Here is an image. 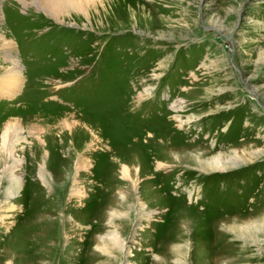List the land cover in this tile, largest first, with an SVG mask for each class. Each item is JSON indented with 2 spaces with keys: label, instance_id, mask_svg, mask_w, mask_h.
Here are the masks:
<instances>
[{
  "label": "rangeland",
  "instance_id": "1",
  "mask_svg": "<svg viewBox=\"0 0 264 264\" xmlns=\"http://www.w3.org/2000/svg\"><path fill=\"white\" fill-rule=\"evenodd\" d=\"M0 10V264H264V0Z\"/></svg>",
  "mask_w": 264,
  "mask_h": 264
},
{
  "label": "bare ground",
  "instance_id": "2",
  "mask_svg": "<svg viewBox=\"0 0 264 264\" xmlns=\"http://www.w3.org/2000/svg\"><path fill=\"white\" fill-rule=\"evenodd\" d=\"M94 1L97 0H18V2H20L22 5H26V4H31L34 6H37L39 8H42L43 10H45L46 12H48V14H51L54 18L56 19H61V15L64 14L63 12L67 11L68 9H72V10H82L81 12H83V14L85 15V13H87V9L89 7V5L91 3H93ZM99 2H102V0H98ZM94 5V4H92ZM1 11V10H0ZM69 11H67L68 13ZM73 12V11H72ZM80 12V13H81ZM65 12V14H67ZM82 14V15H83ZM62 20V19H61ZM0 43L2 44L0 46V49L2 50V53H4L6 56V60H9V64L8 66L5 67V74H3V76L0 78V92L3 94H14L16 92L17 89H19L20 85L22 84V81L24 79V72H23V67L21 64H19L16 60L13 61V50L15 48V44L14 42H12L11 40H9L8 38H6L4 36V34L0 33ZM12 127H8L7 126V131L5 132V135L7 134H13V128ZM4 138V137H3ZM21 138V136L17 135L14 139L15 142H17L19 139ZM15 167V166H14ZM13 167V168H14ZM13 168L10 167V169H8L6 171V176H7V180L9 181V185L8 187L4 188L3 191V196L5 197V201H1L0 200V204L1 203H7V204H14L12 202H16L17 201V197L15 196V192H17V188H18V181H19V177L16 176V174L14 173ZM42 169V168H40ZM123 171H125V167L122 169ZM27 173V172H26ZM53 173V172H52ZM40 176L43 178L44 174L43 172L40 171ZM60 176V175H59ZM57 181V179H56ZM34 182V181H33ZM56 184V183H55ZM62 186V185H61ZM64 186V185H63ZM66 186V185H65ZM57 187V186H56ZM51 188V187H50ZM55 188V187H54ZM52 190V189H51ZM62 190V188H61ZM64 191V190H63ZM76 192V191H75ZM45 193V192H44ZM62 193V191H60L57 187V189L55 191H53L49 196H50V200L54 201L56 204H53V208L49 209L46 213L43 215V219L47 220V222H55L57 220H53V221H48L50 217H54V215L57 213L56 210H61L62 206L60 207V203H59V198H60V194ZM63 199V198H62ZM48 200V201H50ZM47 201V203H48ZM49 203H52V202ZM71 203V202H70ZM69 203V204H70ZM13 207V206H11ZM44 207V206H42ZM47 207V206H46ZM49 208V207H48ZM66 209V208H65ZM71 209V207H70ZM42 211V210H40ZM39 211V212H40ZM44 211H46L44 209ZM68 211V210H67ZM66 211V212H67ZM65 212V210H64ZM41 213V212H40ZM52 215V216H51ZM59 215V214H58ZM78 215V214H77ZM2 217V216H1ZM0 217V218H1ZM40 216H38L39 218ZM58 217V216H57ZM54 219V218H53ZM38 222V221H37ZM44 222V221H43ZM51 223V224H52ZM34 224V223H33ZM44 224V223H43ZM41 225V223H40ZM55 225V223H54ZM53 226V225H52ZM57 226V225H56ZM29 227V226H28ZM27 227V228H28ZM44 229V228H43ZM55 229V228H54ZM41 231V230H40ZM55 232V231H54ZM51 235V234H50ZM49 235V236H50ZM58 235V234H57ZM53 236V235H52ZM47 237V236H46ZM58 238V237H57ZM49 239V237H48ZM50 240V239H49ZM56 243V242H55ZM223 245V244H222ZM16 250V249H13ZM26 250V249H25ZM178 250V249H177ZM24 251V250H22ZM17 252V251H16ZM11 253L8 252V254H13L12 256L8 255L9 258V262H11V259H15L16 260V256L18 253ZM19 252V251H18ZM29 252V251H27ZM172 252V251H171ZM26 253V252H25ZM44 253V252H43ZM163 254V253H162ZM165 254V253H164ZM29 255V254H28ZM41 254H39V256L36 259H39V262H42V260L47 258V254L44 253L42 256H40ZM168 257V255H166ZM170 256V253H169ZM13 257V258H12ZM19 257V256H18ZM36 257V255H35ZM66 258V257H65ZM14 260V262H15ZM64 261V259L62 260ZM161 264H167V261H163L161 260ZM157 264V263H155ZM216 264V263H215Z\"/></svg>",
  "mask_w": 264,
  "mask_h": 264
},
{
  "label": "water",
  "instance_id": "3",
  "mask_svg": "<svg viewBox=\"0 0 264 264\" xmlns=\"http://www.w3.org/2000/svg\"><path fill=\"white\" fill-rule=\"evenodd\" d=\"M244 1H246V0H244Z\"/></svg>",
  "mask_w": 264,
  "mask_h": 264
}]
</instances>
